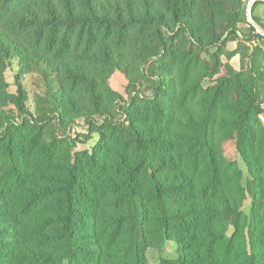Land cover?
<instances>
[{"label":"trees","instance_id":"obj_1","mask_svg":"<svg viewBox=\"0 0 264 264\" xmlns=\"http://www.w3.org/2000/svg\"><path fill=\"white\" fill-rule=\"evenodd\" d=\"M249 1L0 0V71L12 59L40 67L65 92L49 97L60 123L108 116L116 71L152 83L125 126L109 121L99 133L91 157L58 150L55 182L36 193L25 183L37 170L19 166L22 151L6 137L21 201L0 197V247L13 264H147L146 248L166 241L179 251L164 264H264V48L250 46L264 38L251 25L237 36ZM35 195L56 201L54 214L36 217L34 236L49 250L22 242L16 216L6 221L17 203L29 215Z\"/></svg>","mask_w":264,"mask_h":264},{"label":"rangeland","instance_id":"obj_2","mask_svg":"<svg viewBox=\"0 0 264 264\" xmlns=\"http://www.w3.org/2000/svg\"><path fill=\"white\" fill-rule=\"evenodd\" d=\"M250 1L248 7L251 6ZM246 21L247 24L239 26L237 30V36L240 40L249 33L248 25L251 24L247 15ZM255 24L261 27L260 23L255 22ZM26 39L27 35L23 41H26ZM236 46V42L227 44V52H234ZM250 46L252 48L257 46L264 48V41L254 39V43H251ZM29 52L31 53V51ZM241 63L242 59L239 55H233L229 61V64L234 69H239ZM40 66L43 68L44 64L42 63ZM108 86L116 94L108 116L93 115L91 117L92 121H87L70 115L71 121L67 124H62L58 121L57 115L50 111L53 105L49 101L51 93L65 94L64 91H59L58 83L50 86L48 80L40 73V67L33 66L28 58L23 63L16 59L6 63L0 71V91L9 96V99L7 98L5 101L3 100L4 95L0 96V197H12L17 202L21 201L14 197L15 192L10 188L15 184V181L9 179L8 175L9 165L4 153L6 137L12 138L22 151L16 153L15 156L17 158L15 159L20 162L19 166H22L27 173H31L33 168L37 170L38 177L29 176L28 181L25 183L27 190L28 188H33L31 190L36 193V187L42 186V184L52 185L55 182L53 174L56 171V167L53 162L60 160L57 156L58 150L63 155L67 151L73 161H81V159L91 157L99 150L101 145L99 133L107 132L109 121H112L113 126L116 128L122 125L125 126L127 124V116L130 112H134L137 103L144 96L148 97L152 94L149 91V88H152L151 82H148V84L145 82L142 84H131L120 71H116L110 78ZM17 98L23 106L22 110L15 104L18 101ZM58 106H64V104L59 103ZM35 197L37 198L36 195ZM27 198L30 199V195ZM22 205L23 203H17V207L20 210L19 214L13 208L12 214H7V216H11L10 220L6 217V221L12 222L16 216L15 226L24 234V241L22 242L25 245L49 250L52 246L40 242L35 238L34 234L37 229L36 217L39 216L38 212L55 213L56 201L54 197L37 198L33 210L26 216L21 212L23 211L22 208H25ZM249 210L250 201H247L244 206V212L248 214ZM30 217L35 218V221ZM0 224H2L1 221ZM81 231L90 232V229L85 227ZM7 235L8 233H0V240ZM85 237L83 238V243L89 240L88 235H85ZM178 251L177 243L166 241L161 250L146 248L144 255L147 264H164V262H173L177 257ZM5 258H8L9 261L5 262ZM13 263L10 249L0 247V264Z\"/></svg>","mask_w":264,"mask_h":264},{"label":"crops","instance_id":"obj_3","mask_svg":"<svg viewBox=\"0 0 264 264\" xmlns=\"http://www.w3.org/2000/svg\"><path fill=\"white\" fill-rule=\"evenodd\" d=\"M261 2V4L255 6L252 4L250 8L252 17L256 18L262 25H264V0H261ZM262 121L264 123V117H262Z\"/></svg>","mask_w":264,"mask_h":264},{"label":"water","instance_id":"obj_4","mask_svg":"<svg viewBox=\"0 0 264 264\" xmlns=\"http://www.w3.org/2000/svg\"><path fill=\"white\" fill-rule=\"evenodd\" d=\"M255 1H261V0H252V1H250L251 5H252ZM246 15H247V18H248V20H249V23L253 26V28H254V30H255V34H258V35H260V36H262V37L264 38V30H263L261 27L257 26V25L255 24V22L253 21V19H252V14H251V8H250V7L247 8Z\"/></svg>","mask_w":264,"mask_h":264}]
</instances>
